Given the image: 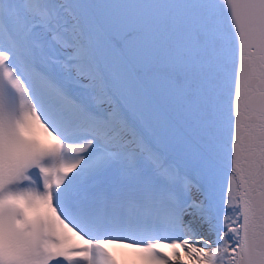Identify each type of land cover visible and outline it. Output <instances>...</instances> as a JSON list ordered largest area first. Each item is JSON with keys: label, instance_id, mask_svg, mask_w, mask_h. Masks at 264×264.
Wrapping results in <instances>:
<instances>
[{"label": "snow or ice", "instance_id": "6c2138e0", "mask_svg": "<svg viewBox=\"0 0 264 264\" xmlns=\"http://www.w3.org/2000/svg\"><path fill=\"white\" fill-rule=\"evenodd\" d=\"M0 264H264V0H0Z\"/></svg>", "mask_w": 264, "mask_h": 264}]
</instances>
